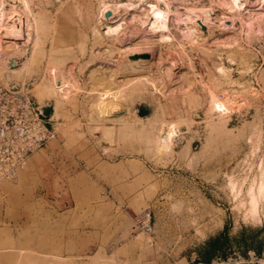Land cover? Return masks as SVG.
<instances>
[{
	"label": "rangeland",
	"instance_id": "rangeland-1",
	"mask_svg": "<svg viewBox=\"0 0 264 264\" xmlns=\"http://www.w3.org/2000/svg\"><path fill=\"white\" fill-rule=\"evenodd\" d=\"M167 1L169 27L163 32L169 39H161L148 8H166ZM227 1L28 0L31 21L34 13L43 22L31 27L28 43L16 40L21 48L1 62L0 84L28 88L46 106L54 136L14 178H0V264L264 258V206L257 219L245 216L246 190L264 171V3L241 0L238 11ZM10 4L24 14L21 0H6L7 9ZM188 6L207 7L212 15L193 39L180 31L185 22L174 19L175 11L184 17ZM111 20H121L119 30L99 33ZM256 25L262 32L253 30ZM36 42L42 57L30 70L11 72ZM50 51L80 84L56 117L54 99L38 102L33 92L47 75ZM126 59L140 61L138 67L121 64ZM162 66H170L164 93L126 83L144 67L163 74ZM90 72L123 91L120 110L106 121L96 114ZM210 93L229 102L224 119L209 108ZM121 109L123 116L115 118ZM104 126L114 127L113 133L105 134ZM165 127L170 138L163 143ZM144 209L150 211V232L134 226L135 214Z\"/></svg>",
	"mask_w": 264,
	"mask_h": 264
},
{
	"label": "bare ground",
	"instance_id": "bare-ground-1",
	"mask_svg": "<svg viewBox=\"0 0 264 264\" xmlns=\"http://www.w3.org/2000/svg\"><path fill=\"white\" fill-rule=\"evenodd\" d=\"M21 2H22L23 7H24V14L22 12H20L19 9H17L16 5H14V4H10V7L7 9L6 8V0H0V64L3 61V59L7 60L6 56L9 55L8 57H10V53L14 54L15 52H17L21 48V47H19V44L16 42V40H22V42L24 44L28 43V41L31 37V32H30L31 27L33 25H35L36 27H38L39 25L41 26L40 22L42 20L40 19V17L37 16L38 14L35 15L33 13L32 21H31V19L29 17L30 16L29 14L31 12H29L30 8H29L28 0H21ZM259 2L260 3L262 2V4H263L264 0H259ZM227 3H229V8H232V9L235 8V10H238V11L241 9L240 7H242V5H243V2L241 0H228ZM165 4H166L165 5L166 8H161L157 4L151 3L149 8H148V10L151 13L150 26L154 31L155 30L159 31L161 39H169V35L165 34L163 32L164 30H166V31L168 30L169 26H168L167 22H168V19L170 17L169 16V13H170L169 5H170V3H169V1H167V2H165ZM174 13H175L174 19L176 20V22L177 21H181V22L184 21L185 22V27L180 29L182 35L185 37H191L192 39L195 37V34H193V33L195 31H198L199 27H197V26H201L202 24L204 26L207 25L210 22V19L212 16L211 12L208 11L207 7L204 8V7H195V6L186 7V9L184 11V17H181V15L183 13L180 14V12H178V11H175ZM102 14H103V12H102ZM103 16H104V14H103ZM106 18L108 19L110 17H105V19ZM105 22H106V20H105ZM112 22H114V21H112ZM249 23H247L246 25L248 28L251 29V25ZM104 24H106V23H104ZM121 24H122L121 20L120 21L117 20L113 24H106L104 26V30L100 31L99 33H101V34H103V33H105V34L116 33L119 30V28L121 27ZM220 24L222 25V27H225L227 25L225 22H222V21ZM40 30H41V28H40ZM253 30L254 31L255 30L261 31L262 28L259 25H256L255 29L253 28ZM38 31H36V32H38ZM198 32H196V33H198ZM35 38L39 39V36L35 37ZM33 40L36 41L35 39H33ZM34 41H33V44H35ZM38 42H39V40H38ZM38 42H36L37 45H34V48L31 49L30 55L28 57H26V59L23 61L22 65L20 67L17 66V67L11 68L10 69L11 72H17L18 71V73H19V71L22 70L23 68H29L32 64H34L35 60L39 59V58L36 59V57H38V54L41 55V56L39 55V57H42V51H40V49L42 47L40 49H39V47H35V46L39 45ZM23 43H22V46H23ZM22 51H24V50H22ZM20 53H22V52H20ZM134 61L135 62H132V61H128L126 59V61H123L121 64L129 65L131 68L135 69V65H137V67H138V64H139L138 62H140V61H138V62L136 60H134ZM4 62H5V60H4ZM14 62H16V59H14ZM4 65H5V63H4ZM140 67H143V66H141V64H140ZM157 67L160 68L159 66H157ZM139 68H137V69L139 70ZM218 68L221 71L223 70L222 66H220ZM4 69H5V67H4ZM141 69H140V71H136L135 76H132V77H129L126 79V83L130 85L131 89H136V88L137 89H140V88L145 89V88L150 86V87H152V89L155 92H158V93H164L166 91L167 85H165L166 83H164L165 81H163V80L169 79L168 76H169L170 66H162L161 67V71L163 72V74L160 73V71H159L160 69L157 71L155 70L156 72L152 71L154 74L150 73L149 69H147L145 67H144V70L142 72H141ZM28 70H30V68ZM4 71H6V70H4ZM5 75H7V74H5ZM87 78H88L87 83H88L89 90L94 91V93H95L94 96H95V102H96L95 107H96L97 117L99 119H102V120L110 119L112 117L113 113H115L117 110L118 111L120 110V109H116V107H117V105H119V103H117V101H118L117 99L118 98L121 99V97L123 95L122 89L120 87H118V85H115L114 83L109 82L107 80H104V79H101L100 81L97 80V77H95L92 72L89 73ZM164 78H166V79H164ZM186 80L189 82L188 78H186ZM79 86H80L79 81L76 78V76L72 73L71 69L68 66L62 67L60 64L55 63L53 60L52 51H50L49 60H48V64H47V75L44 76L43 79H41V81H39L35 85V87L33 88V92H34V96L38 102L43 101L46 97L47 98L51 97L54 99L52 116L56 117L58 115L59 111L61 110L60 106L62 105V103H64V101L66 99H68V97H70L72 95V93L79 88ZM170 89H173V88H170ZM228 103L229 102H227L224 99V97H219L217 94L210 93L209 108L212 109V111H214L217 114V116H219V118H223L224 114L229 111L230 106H228L229 105ZM230 104H231V102H230ZM41 107L44 108L46 106H41ZM123 110H124V108H123ZM123 110L121 109V113L118 112L120 114L115 116V118L121 119V117L123 116V112H122ZM136 117L141 118L138 115ZM104 121H106V120H104ZM139 121H141V119H139ZM104 127H106V126H104ZM140 127H141V125H140ZM134 128H135V126H134ZM112 130H114V127L112 128V127L107 126L104 133L105 134L106 133L112 134L113 133ZM161 135H162L161 142L165 143L170 138L169 129L166 127L162 128ZM172 137H173V135H172ZM26 159H25V161H26ZM25 161H24V163H25ZM245 202H246V206H245L246 218L247 219L248 218L249 219H257L259 217L260 206L261 205L264 206V171L261 172L259 180L255 184H251L248 187V189L246 190ZM258 262L260 264H264V258L259 259ZM202 264H204V263H202Z\"/></svg>",
	"mask_w": 264,
	"mask_h": 264
},
{
	"label": "built area",
	"instance_id": "built-area-1",
	"mask_svg": "<svg viewBox=\"0 0 264 264\" xmlns=\"http://www.w3.org/2000/svg\"><path fill=\"white\" fill-rule=\"evenodd\" d=\"M50 119L28 88L0 84V178H14L25 159L54 136ZM133 222L144 232L152 229L148 209L135 214Z\"/></svg>",
	"mask_w": 264,
	"mask_h": 264
},
{
	"label": "water",
	"instance_id": "water-1",
	"mask_svg": "<svg viewBox=\"0 0 264 264\" xmlns=\"http://www.w3.org/2000/svg\"><path fill=\"white\" fill-rule=\"evenodd\" d=\"M47 108H44V110H46ZM140 109H144L146 110L145 106H140ZM198 264H202V263H198ZM222 264H260V263H222Z\"/></svg>",
	"mask_w": 264,
	"mask_h": 264
},
{
	"label": "trees",
	"instance_id": "trees-1",
	"mask_svg": "<svg viewBox=\"0 0 264 264\" xmlns=\"http://www.w3.org/2000/svg\"><path fill=\"white\" fill-rule=\"evenodd\" d=\"M204 264H206V263H204Z\"/></svg>",
	"mask_w": 264,
	"mask_h": 264
}]
</instances>
